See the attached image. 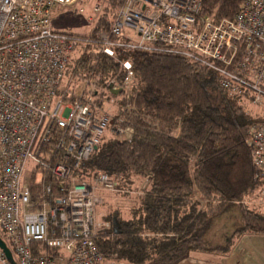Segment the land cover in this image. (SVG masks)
I'll use <instances>...</instances> for the list:
<instances>
[{"label":"built area","instance_id":"1","mask_svg":"<svg viewBox=\"0 0 264 264\" xmlns=\"http://www.w3.org/2000/svg\"><path fill=\"white\" fill-rule=\"evenodd\" d=\"M83 1L0 0V237L14 264H123L103 258L94 240L102 230L98 191H114L115 183L104 173L90 181L72 175L112 118L95 100L93 83L83 98L65 97L63 79L79 41L110 57L117 47L184 56L218 72L228 92L264 95V0H244L221 19L201 14L199 0H122L94 39L52 29L54 7ZM121 65L122 83L109 85L129 90L131 64ZM113 131L129 138L126 128ZM246 142L254 178L264 184V123L250 127ZM49 177L67 183L60 194H52ZM31 181L39 182L37 192ZM0 264H12L1 248Z\"/></svg>","mask_w":264,"mask_h":264},{"label":"trees","instance_id":"2","mask_svg":"<svg viewBox=\"0 0 264 264\" xmlns=\"http://www.w3.org/2000/svg\"><path fill=\"white\" fill-rule=\"evenodd\" d=\"M121 1L108 0L90 35H75L94 39L108 30ZM199 1L201 14L221 19L233 17L244 0ZM75 49L80 53L71 55L65 71L68 82L93 83L99 106H107L106 99L113 96L118 97V109L97 147L72 168V175L90 181L104 173L125 194L139 179L148 182L132 196L126 213L117 209L105 215L112 227L94 238L103 258L170 264L191 252L225 254L242 235H264V213L245 201L263 185L254 178L246 142L250 127L264 123V106L254 116L245 106L255 105V93L224 90L218 72L180 55L117 47L110 57L98 51L96 43L85 41ZM125 60L131 64L132 84L113 93L109 83H122ZM62 86L71 100L86 92H75V86L64 82ZM119 127L129 131V138L114 133ZM47 182L57 195L67 184L52 177ZM29 185L39 190V182ZM232 207L238 215L231 233L220 241L212 239L215 220Z\"/></svg>","mask_w":264,"mask_h":264},{"label":"rangeland","instance_id":"3","mask_svg":"<svg viewBox=\"0 0 264 264\" xmlns=\"http://www.w3.org/2000/svg\"><path fill=\"white\" fill-rule=\"evenodd\" d=\"M95 4H101V7H104L108 4V0H84L83 2H78L70 6H56L52 12L51 27L55 31L70 32L77 35H90L93 27V22L97 19L99 12L93 10ZM83 7V10L80 11L79 8ZM97 13V14H96ZM89 16L93 18L90 22L88 20ZM80 53V50L74 49L73 54ZM64 84L71 88L75 86V92H82L91 89V84L86 83V81H77L68 82V78L65 76L63 79ZM106 99V98H105ZM109 103L106 106V110L110 112L111 115L115 114L118 109V97H109L106 99ZM258 105V106H256ZM246 109L254 116L262 113L260 107L264 106V95H258L257 101L254 104H245ZM32 163L26 164V169L28 172L24 171V176H28L29 171L32 168ZM34 179L37 181L39 175L34 174ZM138 184L131 186L132 191L128 194L123 193L121 190H117L116 187L114 191L101 189L98 191L100 197L102 198L99 204L96 207V221L101 223L102 229H109L112 227V223L109 219L105 217L106 214L112 212L113 210L122 211V213L127 212L134 200L132 196L137 195L140 191L146 188L148 182L142 179H139ZM246 203L249 208H254L257 211L264 213V184L258 185L254 192L249 194L246 198ZM238 211L236 207L229 208L228 211L224 212L219 216L213 225L210 237L216 241H220L224 234H230L232 231V223L235 217H237ZM101 229V228H100ZM243 236V235H242ZM241 236V249L253 248V255H255L257 264H264V235L254 234V235H245ZM238 240V239H237ZM236 240V242H237ZM235 242V243H236ZM231 251V250H230ZM229 251V252H230ZM213 254L214 256H223L229 254ZM195 254H205L202 252H191ZM189 255H193V254ZM211 255V253H209ZM207 255V254H206ZM222 257L217 260H221ZM107 260H114L118 263L123 264H132L122 260H115L107 258Z\"/></svg>","mask_w":264,"mask_h":264},{"label":"crops","instance_id":"4","mask_svg":"<svg viewBox=\"0 0 264 264\" xmlns=\"http://www.w3.org/2000/svg\"><path fill=\"white\" fill-rule=\"evenodd\" d=\"M254 250L255 249L253 248L241 249L240 237L226 256H214L209 253L201 254L199 256V254L191 253L193 255H187L183 259L170 264H257L255 255L252 254ZM220 257H222V259L217 260Z\"/></svg>","mask_w":264,"mask_h":264},{"label":"water","instance_id":"5","mask_svg":"<svg viewBox=\"0 0 264 264\" xmlns=\"http://www.w3.org/2000/svg\"><path fill=\"white\" fill-rule=\"evenodd\" d=\"M110 90L113 93H117V90H115L113 88H111ZM0 248L3 250V252L5 253L6 257L10 260V262L12 264H14L12 254H11L9 248L6 246L5 242L3 241V239L1 237H0Z\"/></svg>","mask_w":264,"mask_h":264}]
</instances>
